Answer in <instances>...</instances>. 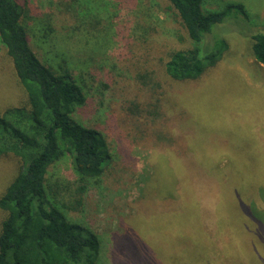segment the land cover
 Returning a JSON list of instances; mask_svg holds the SVG:
<instances>
[{"label": "rangeland", "instance_id": "374dc122", "mask_svg": "<svg viewBox=\"0 0 264 264\" xmlns=\"http://www.w3.org/2000/svg\"><path fill=\"white\" fill-rule=\"evenodd\" d=\"M16 1L31 49L52 65L66 62L85 93L74 119L100 130L107 142L109 158L98 177L80 181L69 156L46 175L47 183L61 187L57 207L99 237L98 264H162L168 243L185 258L207 253L218 264H264V225L251 217L248 204L242 210L252 231L236 224V198L241 205L251 195L252 205H263L256 190L264 187V63L253 58L251 35L264 32V0H202V10L240 2L248 15L226 19L200 43L187 37L166 0ZM217 37L227 46L199 78L174 82L166 75L171 51L192 45L208 50ZM21 105L26 96L0 41V111ZM184 116L191 126H184ZM20 163L12 153L0 154V194ZM209 175H218L215 195ZM174 184L195 193L207 225L198 230L204 244L198 241L191 252L179 243L187 232L164 239L174 220L187 221L181 229L189 224L187 212L163 213L184 206L162 197ZM185 200L191 205L194 196ZM3 218L0 209V227ZM256 243L262 252L254 256Z\"/></svg>", "mask_w": 264, "mask_h": 264}, {"label": "trees", "instance_id": "16d2710c", "mask_svg": "<svg viewBox=\"0 0 264 264\" xmlns=\"http://www.w3.org/2000/svg\"><path fill=\"white\" fill-rule=\"evenodd\" d=\"M166 1L193 43H200L213 27L226 19L235 18L238 14L244 18L248 15L240 2H229L220 10H202V0ZM22 12L16 0H0V41L12 61L16 80L24 90L27 103L0 111V154L12 153L21 161L18 171L0 194V209L4 212L0 227V264H98L99 237L69 220L57 207L56 196L61 187L57 182L47 183L46 175L50 166L63 156H69L80 181L98 177L109 158L107 142L100 130L74 119L76 108L85 102V93L66 62L52 65L41 60L31 49L27 29L21 21ZM226 46L227 41L217 37L208 50H201L198 45L173 50L164 63V72L174 82L197 79L207 66L221 57ZM251 51L257 63H264V32L251 35ZM182 121L185 127L191 126L188 117L184 116ZM191 132L192 136L196 135L193 126ZM186 136L191 140L190 135ZM182 143L188 147L189 143L186 144L184 139ZM195 158L198 159L194 152ZM169 164L173 166L175 163ZM190 164L194 168H202L195 166L197 163L193 161ZM222 170L229 172L228 168ZM208 177L214 181L209 189L215 195L218 175L217 179L213 175ZM84 189L83 183L77 187V192L81 193ZM257 191L263 201L262 206L252 205L248 200L254 199L251 195L241 205L236 198V224L245 231L248 228V232L252 228L249 216L242 210L245 204L250 207V216L264 225V187ZM186 196H194L191 205L186 203ZM195 196L192 190L185 192L180 184L173 185L169 196L162 195L168 201L177 200L184 205L176 212L171 210L164 214H189L187 229H181L187 221L179 223L174 220L173 225L168 226L164 239L179 240L187 232L189 238H183L179 243L189 252L198 249V241L204 244L202 231L198 230L207 227L200 221L201 208ZM74 201V208H77L81 203L80 196ZM226 241L231 247L228 236ZM252 251L254 256L260 254V244L256 243ZM206 254L185 258L178 246L168 243L164 248L165 261L162 264H206V260L207 263L221 262L216 255Z\"/></svg>", "mask_w": 264, "mask_h": 264}]
</instances>
